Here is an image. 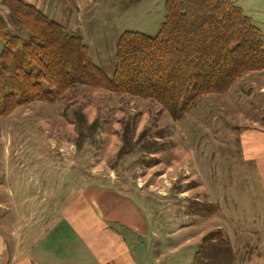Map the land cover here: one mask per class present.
Returning a JSON list of instances; mask_svg holds the SVG:
<instances>
[{
    "label": "rangeland",
    "instance_id": "374dc122",
    "mask_svg": "<svg viewBox=\"0 0 264 264\" xmlns=\"http://www.w3.org/2000/svg\"><path fill=\"white\" fill-rule=\"evenodd\" d=\"M27 1L79 36L108 78L120 34L152 38L163 21V0ZM231 2L259 30L264 48V0ZM0 15L6 19L1 7ZM78 115L95 130L78 129ZM125 126L129 150L118 155ZM95 180L112 181L128 220L142 225V234L114 227L130 236L126 248L136 264H189L201 236L215 230L233 247L235 264H264V70L241 76L225 94L200 97L179 120L157 103L85 85L0 118V229L18 228L28 244L41 239L78 187ZM35 197L49 205L32 204ZM196 202L216 205V214L187 212Z\"/></svg>",
    "mask_w": 264,
    "mask_h": 264
},
{
    "label": "trees",
    "instance_id": "16d2710c",
    "mask_svg": "<svg viewBox=\"0 0 264 264\" xmlns=\"http://www.w3.org/2000/svg\"><path fill=\"white\" fill-rule=\"evenodd\" d=\"M163 21L154 37L126 31L115 41L113 74L93 65L79 36L48 20L21 0H1L0 118L34 103H54L73 86L85 85L114 95L157 103L172 120L181 119L209 94H225L241 76L264 70L259 30L231 0H163ZM27 33L22 40L7 21ZM76 118L77 128L96 123ZM125 126L118 155L128 147ZM124 148V149H123ZM216 205L192 203L187 212L210 217ZM189 264H235V252L224 234L211 231Z\"/></svg>",
    "mask_w": 264,
    "mask_h": 264
},
{
    "label": "crops",
    "instance_id": "0c3cea01",
    "mask_svg": "<svg viewBox=\"0 0 264 264\" xmlns=\"http://www.w3.org/2000/svg\"><path fill=\"white\" fill-rule=\"evenodd\" d=\"M21 1L30 5L27 0ZM115 187L112 181L106 180L89 181L78 187L61 218L47 229L44 237L34 238L32 243L28 244L22 236L17 238L18 228L0 229V264H136L126 248L125 242L130 236L125 238L114 227L123 223L131 233L142 234V225L128 220L132 219L131 212L125 211L122 206L125 198ZM33 200L34 205L40 201L39 204L46 206L49 204L42 203L50 199L35 197ZM29 234L30 231L23 236Z\"/></svg>",
    "mask_w": 264,
    "mask_h": 264
}]
</instances>
